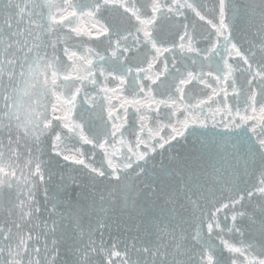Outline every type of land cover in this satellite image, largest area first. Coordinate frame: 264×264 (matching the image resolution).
I'll list each match as a JSON object with an SVG mask.
<instances>
[{"label":"snow or ice","instance_id":"snow-or-ice-1","mask_svg":"<svg viewBox=\"0 0 264 264\" xmlns=\"http://www.w3.org/2000/svg\"><path fill=\"white\" fill-rule=\"evenodd\" d=\"M5 7L0 264H264V0Z\"/></svg>","mask_w":264,"mask_h":264},{"label":"water","instance_id":"water-1","mask_svg":"<svg viewBox=\"0 0 264 264\" xmlns=\"http://www.w3.org/2000/svg\"><path fill=\"white\" fill-rule=\"evenodd\" d=\"M0 11H3V12H9V11H11L13 15L15 14V10H14V9L9 10V9L6 8V7L0 9ZM187 148H188V146H184V148H181V146L178 145L176 151H177V152H183V151L187 150ZM88 203L91 204V199H89ZM121 214H122L125 218H127V212L124 211L123 208H121ZM127 235H128V233H127V232H124V233L120 234V238H121V239H124V238L127 237ZM116 236H117V233H116L115 231H113V235H112V237H108V236L106 235V236H105V240L110 242V240H111V239H115ZM238 238H239V237H237V239H238Z\"/></svg>","mask_w":264,"mask_h":264}]
</instances>
